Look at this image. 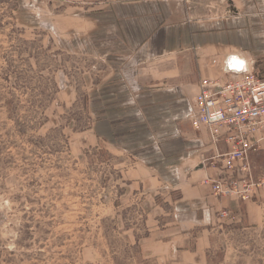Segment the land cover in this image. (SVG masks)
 Here are the masks:
<instances>
[{
	"label": "rangeland",
	"instance_id": "1",
	"mask_svg": "<svg viewBox=\"0 0 264 264\" xmlns=\"http://www.w3.org/2000/svg\"><path fill=\"white\" fill-rule=\"evenodd\" d=\"M141 1H189L196 18L231 13L228 0H0V264H161L139 244L150 224L141 195L127 197L133 160L97 138L95 112L106 108L90 106L92 83L107 91V60L92 54L104 50L96 41L105 31L91 34V18L106 22L115 4ZM223 212L210 263L264 264V220L249 226Z\"/></svg>",
	"mask_w": 264,
	"mask_h": 264
},
{
	"label": "crops",
	"instance_id": "2",
	"mask_svg": "<svg viewBox=\"0 0 264 264\" xmlns=\"http://www.w3.org/2000/svg\"><path fill=\"white\" fill-rule=\"evenodd\" d=\"M228 1L225 17L196 18L189 1H141L115 4L103 14L106 22L91 18V34L105 31L96 41L104 50L92 54L107 60L106 95L97 82L90 93L91 107L99 102L106 108L105 115L95 112L94 131L133 160L123 171L127 197L141 195L137 206L150 228L139 244L156 263L211 264L207 253L222 211L232 213L230 222L253 226L264 220L256 194L264 181L256 177L259 189L248 200L217 197L204 184L221 176L209 160L228 147L213 145L209 130L197 131L190 121L203 79L223 82L244 69L264 79V0ZM119 122L125 148L116 144ZM103 124L112 129L108 136ZM260 157L264 144L251 155L256 176Z\"/></svg>",
	"mask_w": 264,
	"mask_h": 264
},
{
	"label": "built area",
	"instance_id": "3",
	"mask_svg": "<svg viewBox=\"0 0 264 264\" xmlns=\"http://www.w3.org/2000/svg\"><path fill=\"white\" fill-rule=\"evenodd\" d=\"M195 102L198 111L190 117L194 129L207 128L213 145L224 142L228 147L209 160L219 166L221 176L204 184L217 197L248 200L258 186L251 155L264 144V79L248 69L223 82L203 79Z\"/></svg>",
	"mask_w": 264,
	"mask_h": 264
}]
</instances>
